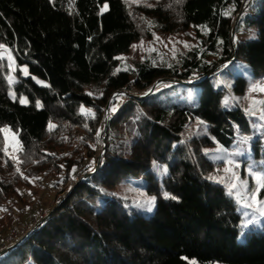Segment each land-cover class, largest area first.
<instances>
[{
	"label": "trees",
	"instance_id": "1",
	"mask_svg": "<svg viewBox=\"0 0 264 264\" xmlns=\"http://www.w3.org/2000/svg\"><path fill=\"white\" fill-rule=\"evenodd\" d=\"M252 1L0 0V45L30 73L17 70L11 84L0 58V149L6 128L20 143L17 161L0 150V250L8 249L0 264H264V219L244 223L247 212L206 152L252 133L254 114L238 99L248 80L233 74L230 88L219 80L236 61L264 76V0L248 21L255 38L235 44L231 36ZM191 28L197 43L175 61L155 50L137 63L121 59L140 38ZM160 79L200 86L198 98L154 96ZM115 94L121 102L101 129ZM194 122L205 132L191 133ZM251 139L252 156L233 152L236 163L264 162V140ZM29 177L67 193L42 219V208L24 199ZM131 179L156 197L152 211L118 194ZM23 225L29 233L10 243L11 229Z\"/></svg>",
	"mask_w": 264,
	"mask_h": 264
},
{
	"label": "rangeland",
	"instance_id": "2",
	"mask_svg": "<svg viewBox=\"0 0 264 264\" xmlns=\"http://www.w3.org/2000/svg\"><path fill=\"white\" fill-rule=\"evenodd\" d=\"M260 0H253L252 2H249L247 4L246 9V15L242 18L241 22L239 23V26L237 28L236 36H235V44L238 41H247L252 40L255 38V30L252 26L249 25V22L251 20V16L258 13L260 10L259 4ZM140 3V0H132V4L134 7H136V4ZM103 10H107V5L103 8ZM197 43L196 40V30L195 28H191L186 33H176V34H156L151 38V40L146 39L145 37L140 38L136 42H133V45L131 46L129 52L122 56V61L128 62V63H137L144 59V57L147 56L149 52H152V50H155L157 54L161 57L168 58V60L175 61L177 60L180 55L188 49L193 48V46ZM0 58L4 60L8 68L10 69L9 74V83L14 84L17 81L16 77V71L21 70L22 75L24 77H29V69L26 66H19L16 57L14 56V53L6 48H2L0 50ZM23 69L27 70V74L23 71ZM223 69V68H222ZM233 74H242L247 80H248V89L246 90L245 94L240 98L239 96H236L238 99L241 100L242 105L244 108H246L251 116V114L258 115V117H250V121H252V133L250 135H247L246 137L250 138L251 140L254 138L260 137L264 140V104L256 103L253 104V101H264V92H261L259 90V85L264 84V76L260 78H254L252 74L250 73V70L243 62H237L231 63L228 66L227 73L226 74H220L219 80L220 84L225 87H231L233 86V81L231 80V75ZM34 82H36L39 86H47V83L44 81H41L37 78H33ZM229 81V82H228ZM214 82H217V79L214 80ZM217 84V83H216ZM200 86L196 85H181L176 82L167 81L164 83H158L157 88L154 91V96L159 92H163L165 94L172 93L175 96H178V98L181 100L189 99L196 101L198 98L199 92H200ZM255 88L256 90H253ZM121 95L115 94L110 102V108L111 110H116L118 107V102L120 101ZM153 96V97H154ZM10 97L12 100L17 101L21 104H28V99L25 96H17L15 93H11ZM117 99V102L114 101V99ZM84 111H91V110H84ZM107 111L105 109V115L104 120L102 122L101 129H104L105 123L107 120ZM191 133H202L205 132L206 128L205 126L200 125L198 122H194L192 126H190ZM189 131V132H190ZM4 137L6 140V148L8 152V157L15 156L17 158V154L20 150V143L18 140L17 135L11 131L9 128H6L3 130ZM102 136H96L95 137V144L98 148V151L101 149V142ZM250 140V141H251ZM15 149V151H14ZM206 152L211 153L210 157L211 159L217 160L218 164H220L217 167V173L218 176L224 183L229 186L231 182L237 183L239 186L240 181H247V189L250 192L255 186L256 181L254 178L249 175V168L251 167L254 171L262 172L264 173V170L261 168L264 165V162H249V164H241L236 163L234 161V157L232 155L233 152H236L237 154H240L241 156L245 158H250L252 156V149L251 144L248 142V139L246 142L244 140H236L235 145L231 148H225L223 146L217 145L214 147H210L206 149ZM219 157V158H218ZM17 161V159H15ZM231 160L232 164H229L227 161ZM238 165V167H237ZM227 169H231L232 171H227ZM235 172L236 177H238L237 180L233 181L232 172ZM25 171L23 170L24 173ZM40 179H36L34 177H29V181L31 182V187L29 189L24 190L25 194V200L28 204L37 206V208H42V211L40 210L39 215L40 219L45 217L49 211H51V208L55 205L56 202L61 201L65 198L66 194L62 193V187L59 182L56 185L53 180L47 181V179L42 181H39ZM72 185H75V182L71 183ZM261 190V189H260ZM260 190L256 194V198L259 201H264L260 198ZM118 194L121 195L124 198H128L133 200L136 204L142 205L143 207H146V202L151 198H156L154 195H149L141 188V183L137 179H131L128 182L123 183L121 186H119ZM233 195L238 200V197L236 195V190H233ZM155 202V200H154ZM15 217H18L21 213V209H23V206L15 207L14 208ZM243 209L247 212L244 213L245 215V221L244 223L246 225L254 224L260 227V223L263 221L264 217H261L258 212H255L253 208H245ZM54 210V209H52ZM4 209H0V217H3L4 214H6ZM249 215V216H248ZM34 227L38 225L39 221L36 222L34 220ZM33 225V224H32ZM23 225L22 228H12L10 236H8L7 240L10 239V243H15L17 239L19 238L18 235L21 236V234H27L30 231V225L26 226ZM33 228V227H32ZM17 229V230H16ZM18 236V237H14ZM12 244V245H13ZM9 246V245H7ZM7 249V248H6ZM4 249V250H6ZM3 250H0V252Z\"/></svg>",
	"mask_w": 264,
	"mask_h": 264
},
{
	"label": "snow or ice",
	"instance_id": "3",
	"mask_svg": "<svg viewBox=\"0 0 264 264\" xmlns=\"http://www.w3.org/2000/svg\"><path fill=\"white\" fill-rule=\"evenodd\" d=\"M0 48H3L2 45H0ZM25 74H27V70L23 69ZM259 90L261 92H264V84L259 85ZM253 90H256L253 88ZM256 103L264 104V101H253V104L255 105ZM55 127L54 125H50V128ZM244 141L248 139L247 137L243 138ZM5 152V155H8L7 148L5 147L4 149H0ZM15 151V149H14ZM13 160L17 159L15 156L11 157ZM219 158V157H218ZM229 164H232V161L229 160L227 161ZM238 167V165H237ZM227 171H232L231 169H227ZM249 175H251L254 180L256 181V186L249 192L247 189V181H240L239 186L235 182H231L229 184V195L233 194V190H236V195L238 197V203H241L242 207L245 208H253L255 212H258L261 217H264V201H259L256 198L257 192L264 188V173L254 171L251 167L249 168ZM232 177L233 181L237 180L238 177H236L235 172H232ZM219 182V181H218ZM165 198H169L168 194L165 193ZM174 198V197H173ZM154 200L155 198H151L146 202V210L147 211H152V208L154 206ZM191 264H194V262H191Z\"/></svg>",
	"mask_w": 264,
	"mask_h": 264
},
{
	"label": "water",
	"instance_id": "4",
	"mask_svg": "<svg viewBox=\"0 0 264 264\" xmlns=\"http://www.w3.org/2000/svg\"><path fill=\"white\" fill-rule=\"evenodd\" d=\"M243 9H244V7H242L240 13L238 14V16H237V18H236V20H235L234 26H233L232 35H231L232 38H233V41L235 40V36H236V28H237L238 22H239V20H240L242 14H243V12H244ZM166 81H172V82H175V80H173V79H162V80L160 79V81L157 82L155 86H157L158 83H163V82H166ZM110 102H111V99H110V101L108 102L107 107H106L107 117H109ZM108 120H109V118H107V120H106L105 128L107 127ZM102 138H103V135H102ZM98 167H99V162H98L97 168H96L95 170H97ZM52 213H53V212H51V213L49 214V216H50ZM7 250H8V249H7ZM7 250H3V251H1V252H0V255H3Z\"/></svg>",
	"mask_w": 264,
	"mask_h": 264
},
{
	"label": "built area",
	"instance_id": "5",
	"mask_svg": "<svg viewBox=\"0 0 264 264\" xmlns=\"http://www.w3.org/2000/svg\"><path fill=\"white\" fill-rule=\"evenodd\" d=\"M10 241V240H9Z\"/></svg>",
	"mask_w": 264,
	"mask_h": 264
}]
</instances>
